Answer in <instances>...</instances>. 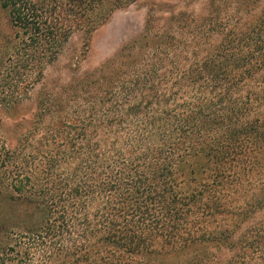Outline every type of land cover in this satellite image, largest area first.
Returning a JSON list of instances; mask_svg holds the SVG:
<instances>
[{
	"label": "trees",
	"instance_id": "obj_1",
	"mask_svg": "<svg viewBox=\"0 0 264 264\" xmlns=\"http://www.w3.org/2000/svg\"><path fill=\"white\" fill-rule=\"evenodd\" d=\"M136 1L0 0L22 86L0 134V264H264V0L153 3L101 65L46 83L74 35Z\"/></svg>",
	"mask_w": 264,
	"mask_h": 264
},
{
	"label": "rangeland",
	"instance_id": "obj_2",
	"mask_svg": "<svg viewBox=\"0 0 264 264\" xmlns=\"http://www.w3.org/2000/svg\"><path fill=\"white\" fill-rule=\"evenodd\" d=\"M168 2L172 3L175 0H137L131 5L115 11L111 18L92 34L88 42L85 36L74 35L60 59L47 69L46 83L53 85L57 79L68 80L72 74L70 68H74L75 65L79 66L81 72L95 69L110 58L127 40L140 33L144 27L149 7L153 3L162 6ZM202 6V0H193L190 8L200 11ZM11 34L8 13L0 7V46L4 45ZM5 61L6 56L0 57V126L2 129L0 134H7L6 131L9 128L7 124L10 123V118L5 111L7 102L15 100L19 94L22 96V86L17 87L12 84L13 79L7 71H3L4 64H7ZM42 89V84L37 82L29 88L30 99L24 101V104H28L27 117L35 111ZM8 209L9 204L6 198L1 197L0 216L6 215Z\"/></svg>",
	"mask_w": 264,
	"mask_h": 264
}]
</instances>
